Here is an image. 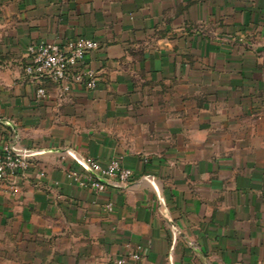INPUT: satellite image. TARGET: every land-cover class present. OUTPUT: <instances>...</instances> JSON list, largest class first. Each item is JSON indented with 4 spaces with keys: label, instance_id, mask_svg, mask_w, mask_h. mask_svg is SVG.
<instances>
[{
    "label": "crops",
    "instance_id": "crops-1",
    "mask_svg": "<svg viewBox=\"0 0 264 264\" xmlns=\"http://www.w3.org/2000/svg\"><path fill=\"white\" fill-rule=\"evenodd\" d=\"M78 36L97 87L37 100L27 45ZM11 141L33 154L0 181V264H264V0H0ZM111 157L128 186L69 175Z\"/></svg>",
    "mask_w": 264,
    "mask_h": 264
},
{
    "label": "built area",
    "instance_id": "built-area-1",
    "mask_svg": "<svg viewBox=\"0 0 264 264\" xmlns=\"http://www.w3.org/2000/svg\"><path fill=\"white\" fill-rule=\"evenodd\" d=\"M94 39L78 36L64 43L41 41L26 47L27 61L23 67L25 74L34 82L49 79L57 84L60 94L67 93L72 84L87 89L98 85L97 70L84 64V57L97 49ZM48 92L41 84L35 89V98L43 100ZM33 151L18 147L13 141L0 147V181L9 176L20 175L30 165ZM87 171H71L80 186H89L96 191H104L108 185L128 186L133 180V171L125 166L119 157H111L105 163L95 158L83 160ZM112 209L111 205H107ZM106 264H144L140 249L128 250L125 254L111 258Z\"/></svg>",
    "mask_w": 264,
    "mask_h": 264
},
{
    "label": "trees",
    "instance_id": "trees-1",
    "mask_svg": "<svg viewBox=\"0 0 264 264\" xmlns=\"http://www.w3.org/2000/svg\"><path fill=\"white\" fill-rule=\"evenodd\" d=\"M46 80H49V79H46ZM51 81V80H50ZM53 82V81H52ZM55 83V82H54ZM39 84H41L42 85V83H39Z\"/></svg>",
    "mask_w": 264,
    "mask_h": 264
}]
</instances>
